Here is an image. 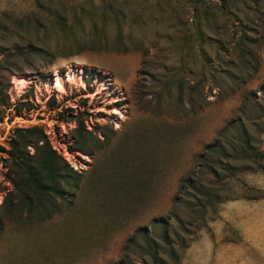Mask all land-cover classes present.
<instances>
[{
  "label": "rangeland",
  "instance_id": "rangeland-1",
  "mask_svg": "<svg viewBox=\"0 0 264 264\" xmlns=\"http://www.w3.org/2000/svg\"><path fill=\"white\" fill-rule=\"evenodd\" d=\"M0 80V264H264V0H0Z\"/></svg>",
  "mask_w": 264,
  "mask_h": 264
},
{
  "label": "trees",
  "instance_id": "trees-1",
  "mask_svg": "<svg viewBox=\"0 0 264 264\" xmlns=\"http://www.w3.org/2000/svg\"><path fill=\"white\" fill-rule=\"evenodd\" d=\"M7 89V84L0 80V118H3L5 110L9 108V100L6 97ZM14 111L18 113L20 110L15 108ZM14 135L15 138L11 143L9 157L16 166L17 173H19L16 188L24 187L22 193L26 200H28V194L31 192L38 196L39 201L47 196H62L64 190L58 180H62L65 184L71 181L78 183L77 180L80 174L73 170V167L68 164H65V167L61 169L58 167L57 162L61 158L39 127L17 129ZM28 147H33V154H29ZM165 238H168L167 233ZM152 244L154 247L156 246L155 242H152ZM155 260H157V257Z\"/></svg>",
  "mask_w": 264,
  "mask_h": 264
},
{
  "label": "bare ground",
  "instance_id": "bare-ground-1",
  "mask_svg": "<svg viewBox=\"0 0 264 264\" xmlns=\"http://www.w3.org/2000/svg\"><path fill=\"white\" fill-rule=\"evenodd\" d=\"M61 77V76H60ZM59 77V78H60ZM71 77V76H70ZM26 81L27 80H25L24 78H19V79H17V83H18V85H20L21 87H22V89H25L26 88ZM58 89H59V91L60 92H63V86H62V84L58 81Z\"/></svg>",
  "mask_w": 264,
  "mask_h": 264
},
{
  "label": "crops",
  "instance_id": "crops-1",
  "mask_svg": "<svg viewBox=\"0 0 264 264\" xmlns=\"http://www.w3.org/2000/svg\"><path fill=\"white\" fill-rule=\"evenodd\" d=\"M242 203H243V202H242ZM244 205H245V204L243 203V207H244Z\"/></svg>",
  "mask_w": 264,
  "mask_h": 264
}]
</instances>
